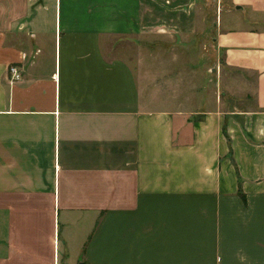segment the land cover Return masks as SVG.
<instances>
[{
  "label": "crops",
  "instance_id": "1",
  "mask_svg": "<svg viewBox=\"0 0 264 264\" xmlns=\"http://www.w3.org/2000/svg\"><path fill=\"white\" fill-rule=\"evenodd\" d=\"M37 1L0 0V264H264V0H229L195 106L103 42L164 0Z\"/></svg>",
  "mask_w": 264,
  "mask_h": 264
},
{
  "label": "rangeland",
  "instance_id": "2",
  "mask_svg": "<svg viewBox=\"0 0 264 264\" xmlns=\"http://www.w3.org/2000/svg\"><path fill=\"white\" fill-rule=\"evenodd\" d=\"M48 5L46 0L37 1L31 14H37L36 7L41 9ZM150 5L154 4L142 3L143 33L140 37H105L103 42L111 45L134 44L138 39L139 43L151 44L152 47L142 50L141 54L144 58L147 56L146 67L149 66L150 72H155L156 89L162 91L170 83L172 89H177L182 94L186 90L189 105L195 106L196 75L198 80L202 79L206 94H213L214 91L216 94L221 93L222 89L219 91L217 83L225 75L222 59L217 60L213 52L215 33L219 26H234L235 24H231L233 21L244 22L246 14H227L234 9L229 0H164L155 3V14H149ZM49 21L50 18H47L43 23L48 25ZM185 45L188 50L183 54L180 46L183 48ZM125 51V60L136 72L132 59L137 52L131 48ZM196 52L198 54L195 58ZM119 53L121 51L116 50L111 55ZM200 54L202 58L198 57ZM150 59H154L155 63H148L147 60ZM176 101L180 104L185 100Z\"/></svg>",
  "mask_w": 264,
  "mask_h": 264
},
{
  "label": "built area",
  "instance_id": "3",
  "mask_svg": "<svg viewBox=\"0 0 264 264\" xmlns=\"http://www.w3.org/2000/svg\"><path fill=\"white\" fill-rule=\"evenodd\" d=\"M22 58H25V55H22ZM20 71L18 66H9L8 68V82L12 86L14 83L20 80Z\"/></svg>",
  "mask_w": 264,
  "mask_h": 264
}]
</instances>
